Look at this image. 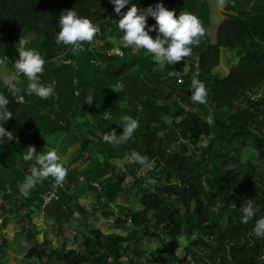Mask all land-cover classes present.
<instances>
[{
  "label": "trees",
  "instance_id": "1",
  "mask_svg": "<svg viewBox=\"0 0 264 264\" xmlns=\"http://www.w3.org/2000/svg\"><path fill=\"white\" fill-rule=\"evenodd\" d=\"M234 2L236 13L226 14L219 23L215 42L204 35L199 45L192 46V54L185 58L189 68L178 82L176 73L162 69L144 49L132 52L121 44L120 53H108L106 41L105 47L95 51L85 43L84 51L73 55L71 46L56 43L60 15L74 9L99 27L97 38L108 40L111 28L116 38L123 34L118 21L133 4L141 10L163 4L175 10L177 17L181 12L192 13L205 28L206 0H129L120 14L110 0H0V58L8 57L4 67L16 70L21 46L35 50L45 60L41 75L53 89V101L37 106L22 90L11 94L0 79V94L8 98L13 113L3 123L12 139L6 133L0 144V188L5 182L11 187L16 181L23 183L31 173L30 166L39 167L35 160L23 159L30 146H35L37 154L53 148L64 154L68 146L77 144L72 159L82 161L67 171L57 198L43 207V195L53 177L38 182L27 198L18 194L19 205L26 206L28 225H22L15 236H27L26 242L35 239L21 264H40L48 255L54 256V264H132L128 254L135 251L139 259L145 238L174 246L180 237L188 241L185 251L196 264H264V237L254 232L256 220L264 218V0ZM147 24L153 27L156 21L149 16ZM149 34L157 38L158 26ZM221 48L233 50L237 57L224 75L213 71ZM196 73L208 90V110H194L196 103L189 102ZM124 102L131 112L124 114ZM39 104L52 109L53 115L40 112ZM84 108L98 111L100 121L130 116L139 121V128L133 139L119 145L105 143V149L98 150L102 139L95 134V125L81 118ZM166 116L171 117L169 121ZM209 117L210 125L205 122ZM99 120H95L98 129H103ZM113 130L121 135L123 122L104 133ZM54 131L60 135L53 141ZM100 151L106 153L105 158L100 159ZM133 152L152 167L138 175L132 173L123 186L125 173L119 174L123 168L114 160L120 157L126 167L138 170L140 163L127 158ZM125 187H133L134 200L120 207V214L107 229L81 231V241L73 240L75 246L62 243L53 247L47 236L38 241L33 220L36 209L47 211L65 201L72 213L76 208L86 217L77 198L89 188L98 191L96 203L105 196L102 213L106 215L112 212L108 201ZM66 189L73 191L74 198ZM7 196L17 198L12 193ZM247 201H253L259 210L244 224L242 209ZM152 254L146 264H180L174 257L161 255L159 249ZM1 258L0 264H4Z\"/></svg>",
  "mask_w": 264,
  "mask_h": 264
},
{
  "label": "clouds",
  "instance_id": "2",
  "mask_svg": "<svg viewBox=\"0 0 264 264\" xmlns=\"http://www.w3.org/2000/svg\"><path fill=\"white\" fill-rule=\"evenodd\" d=\"M114 5L115 13L120 14L121 10L129 4V0H110ZM227 0H218L220 7H224ZM155 19L156 25L148 27V17ZM158 26L159 35L157 38L149 34L156 30ZM118 28L123 32L122 44L124 47H134L144 49L150 53L154 62L158 65H173L185 60L192 54V46L199 45L200 38L205 35V28L201 20L192 13L181 12L177 17L175 10H168L163 4H157L155 8L149 7L141 10L133 4L118 21ZM100 29L89 18L78 16L77 12L68 10L63 12L59 18V31L56 37V43L71 46L70 50L73 55L84 51L82 47L85 43H91ZM19 59L15 62V69L22 73L28 80L27 92L35 93L40 98H48L52 94V87L45 86L40 81V75L44 71L45 60L41 54L35 50H25L23 46L18 49ZM119 53V49H117ZM122 54V53H121ZM7 55L0 58V68L6 65ZM194 74L192 86L194 91L191 95L193 103L206 104L208 90L204 82ZM17 81L16 76H10L5 81L9 85L8 91L15 94L18 89L13 86ZM9 100L4 94H0V136L10 134L5 131L3 123L11 119L13 113L8 108ZM123 133L117 135L113 130L103 136V140L113 145H119L123 141L129 140L139 128V121L130 116H124ZM209 125L212 119L209 117L206 121ZM28 152L23 156L25 161L35 160L39 167H33L29 176L19 185L20 193L27 198L30 191L38 182L49 176L53 177L55 182L62 184L67 177V168L61 160L55 148L48 150L46 153L37 154L35 146L28 147ZM129 162L144 164L146 158L137 152H133L128 157ZM253 201H247L243 207V216L241 222L247 224L258 211ZM255 235L264 237V218L256 220Z\"/></svg>",
  "mask_w": 264,
  "mask_h": 264
},
{
  "label": "rangeland",
  "instance_id": "3",
  "mask_svg": "<svg viewBox=\"0 0 264 264\" xmlns=\"http://www.w3.org/2000/svg\"><path fill=\"white\" fill-rule=\"evenodd\" d=\"M211 10L213 11V15L215 16V19L212 20V22L208 25L206 28V38L209 42L214 43L215 42V26L217 24V18H218V13L219 10L217 9V6L215 3L211 4ZM111 26H115L114 22L110 23ZM111 30L108 31L110 37L105 38V39H100L95 37L94 40L89 43L90 49L95 50H101L103 47H105L106 41L109 43L110 50L108 53H113L117 52V49H119V53L121 52L120 50V45L122 44V37L124 34H122L120 37L116 38V31ZM115 33V34H114ZM132 49V52L136 51L137 48L130 47ZM237 57L236 54L233 50H230L228 48H221L220 51V60L219 64L213 69V71L218 74V75H224L225 72L227 71L228 67L236 62ZM162 69L168 70V73H176L179 72V75L182 78V74L185 73L188 68H189V62L187 60H182L180 62H177L173 65L169 64H164V65H159ZM181 73V74H180ZM0 74L6 79L7 76V69L5 67L0 68ZM177 74V73H176ZM12 76L17 77V81H15L14 85H19V87H24L27 89L28 85V80L27 78L22 74L19 73L17 70L13 71ZM183 80V78H182ZM40 81L43 85L48 86L50 85L52 87V83L49 82L48 80L45 79L43 75H40ZM182 82V81H181ZM19 83V84H17ZM119 86V85H118ZM16 87V86H15ZM121 87V86H119ZM27 94H29L27 92ZM30 96L33 95L35 97V93L29 94ZM52 95V94H51ZM51 95L48 97L50 98ZM47 99V98H46ZM48 100V99H47ZM189 102L192 103L191 100ZM39 103H44L48 105V101L43 100ZM121 107L123 111L126 113H129L132 111V108L129 107V105L124 102L121 104ZM211 108V104L208 102L206 104H199L196 103L194 106V110H208ZM42 110L41 112L51 114L53 115L52 109H50L48 106H42L40 109ZM90 110L87 112V109H83V114L82 117L88 124L95 125L94 132L98 136L99 139H102L97 146L98 150H104L105 149V142L103 140V136L105 135L104 130H110V128H119V125L121 122H123L122 118L123 116L119 118H112L110 119L105 118L107 120L105 121H100L99 120V112ZM94 113V114H93ZM170 116H166L165 119L167 121L170 120ZM99 120V124L103 127V129H98L97 122L95 120ZM110 119V120H109ZM63 123V124H62ZM62 125H65V122H61ZM60 135L58 131H54L52 135V140H56V138ZM97 138V137H96ZM133 139V138H130ZM126 141H123L125 143ZM2 143V136H0V144ZM122 143V142H121ZM111 144V143H109ZM58 146V145H57ZM77 148V144L70 145L67 147L66 151L64 154H61L59 151L58 154L61 157V160L64 162L65 167L67 170L71 169L74 165H81L82 161L81 160H73V151ZM131 155H128L130 157ZM100 159H103L106 157L105 152L99 153ZM127 157V158H128ZM73 158V159H72ZM74 161L73 163L71 161ZM115 163L123 168V170L118 171L119 174L125 173V184H127L132 176V173L134 174H139V173H144L146 170L150 169L152 167V163L150 161H145L144 164H140L139 167V172L136 169V166H131V167H126V162L122 160L120 157H117L115 160ZM6 163V162H4ZM32 166V165H31ZM30 166V169L33 167ZM133 171V172H132ZM67 179V178H66ZM66 181H64L65 183ZM96 183V182H95ZM19 185L20 182L16 181L14 183L13 187H11L10 183H3V185L0 188V256L2 257V262L4 264H21L22 258L25 256V253L28 250V245L33 243L35 239H33L31 242H26L27 236L25 235H20L16 237L15 233L20 230L22 225L26 226L28 225L27 219L24 217V213L26 211V206H21L19 205V198L18 194L20 193L19 191ZM64 186V184H63ZM15 188L18 191L17 194L15 193ZM68 191V195H70L71 198H74L73 196V191L66 189ZM85 194L83 195L81 192L79 193V197L77 200L81 202L84 206V209L86 211V217H82V215L77 211L76 208L75 211L72 213L69 210L70 203L65 202V201H60V205L56 206L53 205L50 207L47 211H41V210H35L34 214L35 216L33 217V220L36 225V232L39 234L38 241L44 239V236H47V240L50 241L53 247H60L62 243H65L67 246H75L77 242H74L77 238V241H81V231H87L91 228H102V229H107L108 228V223H110L113 219V217H116L120 214V207L123 205H127L128 200H134V189L133 187L131 188H126L124 192H118L116 195L113 197L111 201H108V206L109 209L112 212L107 213L104 215L102 211L104 210V197H100L99 203L95 201L97 195L96 193L98 191H94L93 189L85 188L83 190ZM14 194V197H17L13 199L10 196H7V194ZM10 198L13 199L10 201ZM17 214V216L15 215ZM87 223V225L85 224ZM79 235V236H78ZM15 238L17 239V242H14ZM6 241L5 243L3 241ZM76 241V240H75ZM144 244L141 247L143 250L142 256L138 259L137 254L135 251H130L128 254V257H130L133 260L132 264H146L147 260H150V258L153 256V252L156 249H159V252L161 255L166 256V257H174L175 263L178 261L180 264H196V262L193 260L192 256L187 254L185 251L184 246L188 241L184 239L183 237H180L178 239V242L176 245H172L171 243H166L161 245L156 239L152 238H145L144 239ZM207 242L211 245H215L213 240H207ZM3 243V244H2ZM132 248L133 244L132 241L130 240V243L128 244ZM127 256L123 257V261L125 263H128L126 261ZM55 263V258L52 255H48L44 258H42V261L40 264H54Z\"/></svg>",
  "mask_w": 264,
  "mask_h": 264
},
{
  "label": "crops",
  "instance_id": "4",
  "mask_svg": "<svg viewBox=\"0 0 264 264\" xmlns=\"http://www.w3.org/2000/svg\"><path fill=\"white\" fill-rule=\"evenodd\" d=\"M207 1V4H208V15H207V24H206V26L208 27V25L212 22V20H214L215 19V16L213 15V11L211 10V4L212 3H215V5L217 6V9L219 10V13L217 14L218 15V18H217V24H216V26H215V35H216V28H217V26L219 25V23L224 19V17H225V15L226 14H228V13H236V10L234 9V5H235V2H234V0H227V2H226V4H225V6L224 7H220L219 6V4H218V0H206ZM205 26V34H206V27ZM21 43H23V41H21ZM6 68V67H5ZM7 69V76H6V79L0 74V79H1V82H3V84H5V85H7V86H9L8 84H6V80L8 79V77H10V76H12V74H13V72L12 71H9V68H6ZM228 70V69H227ZM227 72V71H226ZM225 72V73H226ZM177 73V75H179V72H176ZM181 74V73H180ZM15 83V82H14ZM17 84H19V83H17ZM20 85V84H19ZM19 85H14V87L16 86V88L18 89V90H22V91H24L25 93H27V90L24 88V87H19ZM28 95V96H27ZM26 96L29 98V102L30 103H32V104H34L35 102H37V106H38V103L39 102H41V101H43V100H46V101H48V102H52L53 100H52V96L53 95H51V97L50 98H47V99H44V98H40V97H38L37 95H35V97H33V95H29V94H27ZM21 102H24V99H23V97L22 96H19V98H18ZM37 108V107H36ZM42 108V106L39 104V110ZM38 109V108H37ZM35 111H37L36 109H35ZM42 110H40V112H41ZM7 136H8V139L9 140H11L12 139V136L11 135H9V134H7ZM40 145H42V144H39V146ZM72 146V145H71Z\"/></svg>",
  "mask_w": 264,
  "mask_h": 264
},
{
  "label": "built area",
  "instance_id": "5",
  "mask_svg": "<svg viewBox=\"0 0 264 264\" xmlns=\"http://www.w3.org/2000/svg\"><path fill=\"white\" fill-rule=\"evenodd\" d=\"M178 82L182 81V78L178 76L177 78ZM62 184H57L55 180H53L50 189L43 195V202L41 204V207H43L45 204L49 203L52 199L57 198L58 194V187L61 186ZM94 185H98L97 183H94Z\"/></svg>",
  "mask_w": 264,
  "mask_h": 264
}]
</instances>
